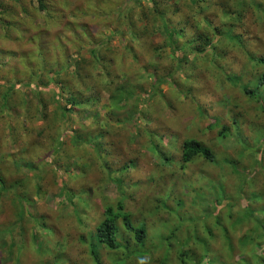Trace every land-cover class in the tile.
Wrapping results in <instances>:
<instances>
[{"label":"rangeland","instance_id":"rangeland-1","mask_svg":"<svg viewBox=\"0 0 264 264\" xmlns=\"http://www.w3.org/2000/svg\"><path fill=\"white\" fill-rule=\"evenodd\" d=\"M193 1L201 0H158L156 15L180 16L186 24L181 27L193 34L210 29L209 15L197 11ZM154 3L0 0V264H43L50 255L49 264H68L69 259L96 264L90 243H97L98 264H239L242 259L240 264H260L264 230L258 231L255 222L264 220V84L248 71L256 67L264 72L255 64L264 59V0H241L245 15L236 30L241 38L233 33L236 19L228 21L234 25L227 38L235 44L234 52L240 54L242 42L247 46L246 69L238 66L234 71L230 63L218 68L210 61L215 83L180 73L177 83H162L154 89L157 93L143 90L151 94L147 102L140 87L114 102L104 82L114 89L124 83L126 89L139 78L132 59L122 53L131 40L121 28L136 22L143 30L154 17ZM226 3L231 17L237 18L232 0H221L222 7ZM228 24L223 21L221 27L225 30ZM150 36V45L162 43L159 33ZM107 38L111 76L101 68L98 46L103 43L104 48ZM141 53L145 63L147 51ZM194 58L189 55L192 72L197 69ZM223 72L236 75L237 83L221 76ZM14 83L12 90L8 85ZM50 85L68 91L57 101ZM246 87L254 95L247 94ZM70 91L86 102L81 110L71 104ZM231 119L238 125L230 129L232 135L221 136L223 126L233 125ZM211 121L220 127L210 129ZM187 139L209 148L214 161L195 157L183 162ZM118 179L128 195L127 212L135 223L146 221L149 231L145 254L130 262L134 247L111 253L94 235L100 211L93 214L92 205L109 201L116 206L122 198ZM63 189L70 191L72 201ZM180 221H197L201 237H206V226L208 236H216L214 246L208 242L210 248L203 253L194 240L195 245L190 242L184 248L182 240L189 235L177 232ZM39 250L50 254L44 257ZM182 251L193 259L180 257Z\"/></svg>","mask_w":264,"mask_h":264},{"label":"trees","instance_id":"trees-1","mask_svg":"<svg viewBox=\"0 0 264 264\" xmlns=\"http://www.w3.org/2000/svg\"><path fill=\"white\" fill-rule=\"evenodd\" d=\"M154 3V11L151 13L154 15L149 25H147L143 30L140 29L139 26L136 25V22L132 23L131 25L124 26L121 29L122 33L128 32L130 35V42L131 45L129 47H125L122 49V53L127 55L128 59H132V64L135 70L137 71V77L138 79L133 80L132 87L131 88H124V83L119 84L116 89L110 88V86H107L108 84L104 82L103 88L105 87V90L108 91L110 98L113 99L112 101L118 102L120 98L123 96V94H126L127 90H136V87H140V89L143 91H146V89L151 88L152 91L155 92L154 89L157 87H161V84H170V83H177V74L183 73L184 76L190 77L192 75H196L197 77H206L208 81H213L214 83L217 79V76L215 72L209 67L208 63L212 61V63L216 64V67L221 68L223 64L230 63L228 66H230V69H233L234 71L239 66L241 69H246L247 62L245 55L247 54V46L244 42L238 45L240 49V54H237L234 52V48L236 47L235 44L229 43V36L236 35V38H241L239 34H237V24L241 21V19L244 17V12L242 11V4L241 0H232V6L235 9V12H238L237 18L231 17V10L229 9L228 4L226 3L224 7L221 5V0H212L213 3L204 4L207 0H201L199 3H195V1L192 2L193 7L201 12L204 13V16L207 14L209 15V18L206 17V19H209L212 22V25L209 27L210 29H205L203 32H199L197 34H193L192 32L185 31L183 27L186 25L185 23H182L178 19L181 18L180 16L172 15L169 16L168 19L166 16L163 18H158L156 15V12L158 11L157 8H155L156 4H158V0H152ZM252 5L257 8L255 1L252 2ZM44 7V6H42ZM158 13V12H157ZM210 13V14H209ZM227 13L230 16H227ZM119 16L123 19V15L118 13ZM133 13V17H134ZM211 15H213L211 17ZM220 15L222 18L220 20H216L217 16ZM137 17V16H136ZM176 17V18H175ZM158 19L161 21L158 22ZM231 19H236L235 21V29L232 33L233 29L231 28L234 25H229L228 21L232 22ZM227 21L228 27L226 26V29L224 30L223 27H221L222 22ZM189 24V22H188ZM154 34L157 32L159 33L160 37H162V43L159 45L149 44V41H146L149 39L150 33ZM111 41V38H107L106 45L103 48V43L101 45H98L101 50H99L100 58L102 59V66L101 68L106 72L107 76H111V73L109 72L110 62L108 61V58L111 56L110 52L111 49L108 47L109 42ZM224 41V46H215L216 42ZM135 44V45H133ZM102 46V47H101ZM103 49L105 53H103ZM146 50L147 51V60L145 63L141 62V57L145 54H142L141 51ZM181 54V58L178 56ZM189 55L195 56V65L197 67L195 72L189 71V66L193 63L189 62ZM170 57V58H169ZM201 57V58H199ZM112 61V59H109ZM104 61V63H103ZM256 65H261L264 67V59H256L255 60ZM142 63V64H141ZM224 64V65H225ZM184 66V67H183ZM250 73L254 74V77L258 80L260 84H264V72L258 70L256 67H251L249 69ZM195 73V74H194ZM261 73H263L261 75ZM225 74V78L236 82V75L234 76H227L226 72H223L221 76ZM180 81V80H179ZM115 82V81H114ZM151 82V83H150ZM5 86V85H3ZM27 86L29 88H38L37 85H33L31 83H28ZM8 87H10L12 90L17 87V84H9ZM50 87L53 89L54 93H56V99L57 101L60 100V94L61 92H67V87L64 86L60 92L58 88L55 85H50ZM41 89V88H40ZM141 92L142 97H144V101H149L146 99V96L150 98L151 94H148V92ZM244 91L247 94L254 95L255 91L251 90L249 87L244 88ZM71 93V91H70ZM74 93V92H73ZM73 93H71V96L73 97L71 104L75 106L77 110H81V107H85L86 102L80 101ZM130 93V92H129ZM131 95H134V93H130ZM147 100V101H146ZM95 105L97 104V101L93 102ZM256 103L258 104V100H256ZM261 111L264 112V104L262 103ZM198 111V109H197ZM61 117L62 119L67 118V113L62 110L61 111ZM99 114H95V118L99 119ZM233 121V125L231 127L223 126L221 136L223 137L230 136L232 128H234L237 124L236 119H231ZM213 122L211 121V126H209L210 129L212 127H220V124L218 126L212 125ZM236 132V131H235ZM98 133V132H97ZM89 138L94 140H98L99 136H93L89 135ZM182 153H183V162L188 163L192 161L195 157H202L203 159L213 162L214 161V155L213 152L205 147L201 142L195 140V139H187L182 144ZM255 163L262 164L263 162L258 161L256 159ZM112 171L108 170V175H112ZM119 180V179H118ZM121 181L120 184H117L119 188V192L122 195L117 202L116 206L115 204L107 203L96 204L92 205L93 214L97 211H100L99 216L100 220H97V227L96 231L94 233L96 239L98 240V243L102 246H104L108 251L111 253H116L118 251H124L127 250L129 247H134L135 252L130 253L128 255L129 262L132 261V257L137 255H144L146 250L145 248V242L148 238L149 231L147 227V222L143 221L142 223H135V220L132 219V215H130L127 212V209L124 205L125 198L128 195L126 194V190L123 189V181ZM117 182V181H116ZM16 191V190H15ZM62 194H64L69 201H72V194L70 191H67L66 189L62 190ZM18 199L22 200V198L18 197ZM21 202V201H20ZM104 205V206H103ZM22 216V214H21ZM75 216H79V213L76 211ZM255 222L256 229L258 231L264 230V220H258ZM81 226L83 222L81 220L77 221ZM179 222V226L177 228V232L179 230L186 231V233L189 235L185 240H182V245L184 248H187L189 243L192 242L195 245L194 240L198 242V245H196L197 248H199L203 253H207L210 246L208 242L214 246V240L216 239V236L209 237L208 235L211 234V231L208 230V228L205 226L203 227L204 231H206V237L198 236L195 228L197 226L196 222ZM189 230H193V232H189ZM225 234L227 230H223ZM174 233V232H173ZM264 234V233H263ZM173 236V235H172ZM83 239V238H82ZM249 239V238H247ZM246 239V240H247ZM264 239V237H263ZM217 242V241H215ZM231 241L227 244L230 245ZM246 242L242 240L241 244L245 247ZM97 244V243H96ZM96 244L90 243V251L94 258V261L96 264L99 261V253L97 254V247ZM176 244V240L174 241V245ZM59 248H63L64 244L60 246H57ZM167 248H170L168 245ZM232 251L234 248H230ZM125 250V251H126ZM37 251V250H36ZM35 251V252H36ZM40 255H46L50 254V251L43 252L39 250ZM171 253V249L166 250V254L169 255ZM80 251L76 256H80ZM181 255H185L188 258L190 257V254L187 252L182 251L180 253ZM52 256L50 255V258L48 261H45L43 264L47 263L49 264V261L53 260L51 259ZM193 259V258H192ZM64 261V259H61ZM67 261V260H66ZM77 260L69 259L68 264H76ZM59 262V261H58ZM61 262V261H60ZM59 262V263H60ZM245 262L244 259L240 260V263ZM260 264H264V255L259 260ZM115 264H119L118 261H115Z\"/></svg>","mask_w":264,"mask_h":264}]
</instances>
